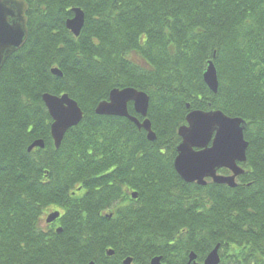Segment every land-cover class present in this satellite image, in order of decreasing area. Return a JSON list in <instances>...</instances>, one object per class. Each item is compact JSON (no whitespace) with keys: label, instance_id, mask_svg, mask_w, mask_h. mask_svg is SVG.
<instances>
[{"label":"trees","instance_id":"16d2710c","mask_svg":"<svg viewBox=\"0 0 264 264\" xmlns=\"http://www.w3.org/2000/svg\"><path fill=\"white\" fill-rule=\"evenodd\" d=\"M24 1L27 39L0 73V264H186L190 253L202 263L216 245L220 264H264V0ZM73 8L84 14L78 38L65 28ZM209 61L216 95L202 79ZM125 88L148 96L154 142L95 114ZM44 94L68 95L83 113L58 150ZM190 111L245 122L235 188L175 173ZM38 140L44 149L28 153ZM51 210L60 234L39 227Z\"/></svg>","mask_w":264,"mask_h":264},{"label":"water","instance_id":"95a60500","mask_svg":"<svg viewBox=\"0 0 264 264\" xmlns=\"http://www.w3.org/2000/svg\"><path fill=\"white\" fill-rule=\"evenodd\" d=\"M27 11L28 6L24 0H0V73L8 58L20 50L27 39ZM71 12L73 17L65 22V28L78 38L84 26V14L79 8H73ZM51 74L62 77L57 69H52ZM202 79L207 89L216 95L218 79L212 61L208 62ZM42 103L52 120L50 136L54 149L58 150L66 132L81 122L83 113L68 95L57 97L44 94ZM128 103L133 104L135 113L143 118V121L139 122L129 116ZM148 107L149 98L145 93L132 88L115 89L110 92L107 101L98 104L95 114L129 120L139 131L143 130L147 140L152 143L156 136L147 119ZM186 108L189 109V106ZM185 121L186 124L177 132L180 143L176 147L173 162L175 173L186 184L204 187L206 181L210 180L215 185L235 188L236 178L244 174L239 164L246 162L248 144L244 136L245 122L242 119L227 117L220 111H191ZM36 148L44 149L43 141L33 142L27 152L30 153ZM221 169L229 171L230 175H218ZM131 198L136 199V193H132ZM58 218L59 213L52 212L47 216L46 223L50 224ZM219 248V245H216L205 257L203 264H219ZM112 254V251L107 252L108 256ZM128 262L130 259L126 260L125 264ZM150 264H161V258H153ZM186 264H198L194 253L189 254Z\"/></svg>","mask_w":264,"mask_h":264},{"label":"flooded vegetation","instance_id":"af4514ba","mask_svg":"<svg viewBox=\"0 0 264 264\" xmlns=\"http://www.w3.org/2000/svg\"><path fill=\"white\" fill-rule=\"evenodd\" d=\"M132 105V108H133V104H131ZM134 110V109H133ZM135 113V112H134ZM136 114V113H135ZM221 174V173H220ZM230 173L227 171V173L226 174H221V175H224V176H227V175H229ZM60 212V216H61V214H62V212L61 211H59ZM39 227H40V229H42V231L43 232H56V234H60L61 233V231L60 232H58V229H60L61 228V226L59 225V223L57 222V220L55 221V222H53V223H50V224H45L44 223V219L42 218V221H41V223H40V225H39ZM104 257H105V259H107V260H109V259H113V257H114V255H112V256H108V255H106V253H105V255H104ZM128 259H130V262H128L127 264H134L133 263V258H131V257H125V258H122V259H118L117 261H116V263L117 264H125V262H126V260H128ZM113 262V261H112ZM104 264H113V263H109V262H103Z\"/></svg>","mask_w":264,"mask_h":264},{"label":"bare ground","instance_id":"6f19581e","mask_svg":"<svg viewBox=\"0 0 264 264\" xmlns=\"http://www.w3.org/2000/svg\"><path fill=\"white\" fill-rule=\"evenodd\" d=\"M212 63H213V61H212ZM214 65V64H213ZM207 68V67H206ZM214 68H215V66H214Z\"/></svg>","mask_w":264,"mask_h":264}]
</instances>
